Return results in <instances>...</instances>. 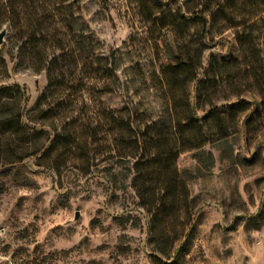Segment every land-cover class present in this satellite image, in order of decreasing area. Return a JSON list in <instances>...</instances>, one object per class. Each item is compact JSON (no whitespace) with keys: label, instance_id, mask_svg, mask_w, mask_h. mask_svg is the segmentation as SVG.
<instances>
[{"label":"rangeland","instance_id":"374dc122","mask_svg":"<svg viewBox=\"0 0 264 264\" xmlns=\"http://www.w3.org/2000/svg\"><path fill=\"white\" fill-rule=\"evenodd\" d=\"M76 5L83 32L97 42L96 53L112 54L127 84V94L101 96L108 107L128 104L143 122L159 120L166 104L158 91L159 72L186 59L197 68V79L211 63L218 69V105L239 99L249 105L232 118L222 113L225 138L214 136L200 149L179 154L176 166L191 199L190 214L180 208L177 217L159 223L158 240L151 212L132 185L134 159L108 152L100 142L72 149L58 161L53 153L41 156L43 150L18 160L22 150L11 156L7 147L14 144L1 134L0 264H264V0H77ZM1 8L0 1V30L6 31L0 87L20 88V112L32 133L40 123L29 112L47 83L46 71L35 69L25 36L15 33ZM239 40L255 58L245 59L248 51ZM195 91L196 81L190 84L193 104ZM206 110L197 109V123ZM94 114L69 113L66 119L90 118L95 126ZM38 141L49 144L46 135L30 137L23 151Z\"/></svg>","mask_w":264,"mask_h":264},{"label":"trees","instance_id":"16d2710c","mask_svg":"<svg viewBox=\"0 0 264 264\" xmlns=\"http://www.w3.org/2000/svg\"><path fill=\"white\" fill-rule=\"evenodd\" d=\"M0 1L11 28L18 36H25L28 51L36 58L35 69H45L47 77L44 89L29 112V119L40 123L32 133L27 132L28 126L20 112L23 95L20 88L16 85L0 87V137L2 134L7 144H14L7 147L9 154L14 156L16 150L21 149L23 155L18 156L21 160L43 150L41 156L53 153L58 161L72 149L79 146L88 149L101 142L106 151L134 159L130 167L134 172L132 185L151 212V231L157 230L155 239L162 238L159 223L171 214L177 217L180 208L185 215L190 214L191 199L183 174L176 166L179 154L200 149L214 136L216 140L225 138L228 133L223 129L222 113H230L232 118V113L247 110V101L239 99L232 104L218 105L215 102L220 92L216 83L218 69L211 63L204 77L197 79V68L186 59L172 66H162L158 91L166 102L165 115L145 123L134 113V107L126 104L110 108L101 99L102 95L120 91L127 94L128 88L120 80L113 55L96 53L97 42L88 32H83L82 18L75 11L77 0ZM79 22L82 27L78 26ZM86 28L87 25L84 31ZM65 34L68 40L63 38ZM239 42L243 52L248 51L245 59L255 58V54H249L244 41ZM248 71L256 74L255 70ZM182 74L188 79L181 80ZM65 75L76 80L65 82L62 80ZM194 81L195 104L190 100V84ZM197 109L206 110L199 123ZM69 113H95L98 121L93 126L90 118L79 122L66 119ZM201 123H205L209 131L204 132ZM212 126L216 127V132L211 131ZM42 135L49 141L46 147L38 141L30 152L23 151L30 137Z\"/></svg>","mask_w":264,"mask_h":264},{"label":"water","instance_id":"95a60500","mask_svg":"<svg viewBox=\"0 0 264 264\" xmlns=\"http://www.w3.org/2000/svg\"><path fill=\"white\" fill-rule=\"evenodd\" d=\"M5 34H6V31H5L4 29H1V30H0V43L4 40ZM78 215H79V213L77 212V213L75 214V218H77Z\"/></svg>","mask_w":264,"mask_h":264}]
</instances>
